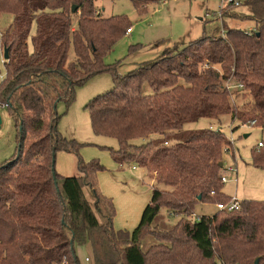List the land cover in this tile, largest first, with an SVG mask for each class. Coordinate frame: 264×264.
Segmentation results:
<instances>
[{"label": "trees", "instance_id": "1", "mask_svg": "<svg viewBox=\"0 0 264 264\" xmlns=\"http://www.w3.org/2000/svg\"><path fill=\"white\" fill-rule=\"evenodd\" d=\"M95 1L0 0V15H13L1 33L9 59L0 104L14 117L18 140L13 159L0 164V264H60L64 259L82 264L78 249L88 245L95 264H120V252L126 264H149L141 239L162 207L190 214L216 195L223 203L232 197L222 190L221 171L222 155L233 140L222 129L185 130L186 124L230 114L240 124L264 125V0L245 4L255 29L228 27L224 35H203L125 76L117 73L116 64H105L104 57L131 26L124 16L97 12ZM133 2L145 11L142 0ZM74 15L79 16L77 25ZM102 73H112L116 84L86 106L93 131L117 141L118 148H103L120 168L133 164L146 169L156 182L132 232L113 227L114 202L101 192L97 179L105 166L85 161L80 151L87 143L68 139L58 129V102L69 107L76 88ZM229 80L250 93L241 109L231 103ZM262 142L252 150V162L264 169ZM59 151L77 156L80 175L57 172ZM170 233L162 239L177 244L184 237L198 261L264 264V200L244 199L240 210L201 215L178 223ZM171 254L184 257L179 248L155 253L162 262Z\"/></svg>", "mask_w": 264, "mask_h": 264}, {"label": "rangeland", "instance_id": "2", "mask_svg": "<svg viewBox=\"0 0 264 264\" xmlns=\"http://www.w3.org/2000/svg\"><path fill=\"white\" fill-rule=\"evenodd\" d=\"M142 1L143 8L146 7L145 11H139L133 0L95 1L97 12L105 17L124 16L129 21L128 26L132 28L130 33H125L116 41L113 48L104 57L105 64H116V71L120 76H125L145 62H153L165 57L172 51L181 50L185 45L203 35L219 36L223 29L228 27L253 30L257 26L255 20L246 16L250 12L249 6L246 5L231 12L232 15L234 12L236 13L233 16L231 14H228L230 15L228 16L226 15L227 9H223L218 0ZM221 9H223L222 14H225L223 18L218 17ZM78 19L79 16L74 15V25H77ZM12 21V14L0 15V83L7 74L1 33L9 27ZM70 59H75L73 49L70 51ZM115 84L112 73H102L94 75L84 85L78 86L75 100L69 107L63 100L57 104V112L61 116L58 129L68 139L87 143L80 151L85 161H98L105 166V170L98 173L97 179L101 192L112 198L114 202L116 214L113 219V227L115 230L132 232L139 225L142 217V213L139 218L137 217L139 208L143 201L144 204L142 205L145 206L150 201L153 186L156 185V182L152 173L146 169H144V174H141L142 176H138L140 172L133 170V164L119 168L112 157L111 151L108 148H103V146L118 148L117 141L94 133L90 112L86 108L92 99L113 90ZM231 84V87H233L230 95L231 103L236 109H241L249 101L250 93L248 91L242 93V90L235 89L233 86L236 84L235 82ZM146 89L150 91L148 85ZM0 112L3 118L0 129L1 164L13 159L18 140L14 117L2 105H0ZM206 127H212L215 130L222 129L226 136L233 140L230 151H225L222 159L225 166L230 165L237 168V175L224 184L220 182V185L223 184V192L227 196L237 197L241 200H264V169L254 166L252 162V150L258 142L264 140V125L240 124L238 120L233 121L231 115L227 114L218 121L216 119L201 118L198 121L186 124L184 129ZM246 134H248L247 137ZM144 141V139L134 140L138 144ZM75 160L74 153L60 151L59 160L56 156L57 172L59 173L57 168H61L62 165L67 168H74ZM67 168L63 171L70 172ZM221 174H225V168L221 171ZM85 190L89 201L93 203L91 190L88 187ZM212 199L210 201L207 199L204 202L197 201L199 203L195 211L190 214L172 212L168 207L161 208L153 224L144 230L141 239L142 249L149 256V264H189V259L192 260V264H214V260L200 259L198 261L193 244L190 242L185 243L184 237L181 238L183 242L177 244L174 241H167L168 239L164 241L162 239L166 231L170 233L178 223L193 222L201 215L212 216L219 212L216 204L224 199H219L217 195ZM95 213L102 223L105 222L103 214L98 210H95ZM177 248L184 252V257L179 254H171L164 256L166 261L162 262L155 255L156 252H173ZM79 253L82 264H95L90 245L80 247ZM120 253V264H126Z\"/></svg>", "mask_w": 264, "mask_h": 264}, {"label": "built area", "instance_id": "3", "mask_svg": "<svg viewBox=\"0 0 264 264\" xmlns=\"http://www.w3.org/2000/svg\"><path fill=\"white\" fill-rule=\"evenodd\" d=\"M218 1L220 3V6L223 7V9H227L226 15L231 14V12L235 11V9H237V8L243 7L247 2V0H218ZM223 9H221L220 12L218 13V17H221V18L224 17L225 14H222ZM228 16H230V15H228ZM131 31H132V28H129L127 30V33H130ZM225 31L226 30L224 28L221 35H224ZM4 60H6V59H4ZM0 75H1V73H0ZM232 82L233 81H231V80L226 82V88L230 92L233 88V87H231ZM233 86L235 87V89H240V90L243 89L242 84H235ZM2 106L6 107V105H2ZM258 145L262 146L263 142L262 141L258 142ZM229 151L230 150H226V152H229ZM224 168H225V174L222 175V181L225 183V182L229 181L230 178L237 175V168L235 166H230V165H226V166L224 165ZM216 206H217L218 210H221V211H227V212L237 211V210H240L242 207V200L237 198V197H231L228 202L217 203ZM60 264H68V262L66 259H64Z\"/></svg>", "mask_w": 264, "mask_h": 264}, {"label": "crops", "instance_id": "4", "mask_svg": "<svg viewBox=\"0 0 264 264\" xmlns=\"http://www.w3.org/2000/svg\"><path fill=\"white\" fill-rule=\"evenodd\" d=\"M255 29V28H254ZM64 152V151H63ZM71 154V153H70ZM59 155H60V151L57 153V156H58V160H59ZM75 157H76V160H75V167L73 168V167H69V168H67V167H65V166H63L62 165V169L61 168H57L58 169V171H59V173L60 174H62V175H64V176H78V175H80V171H79V169H78V159H77V156L75 155ZM117 164V163H116ZM118 165V164H117ZM119 166V165H118ZM57 167H58V163H57ZM67 168V170H70V172H64L63 170H65V168ZM120 168V167H119ZM121 169V168H120ZM133 170H136V171H139L140 173L138 174V176H142L143 174H144V169L143 168H140V167H138V166H135V167H133ZM100 173V172H99ZM142 174V175H141ZM242 200H244V199H242ZM149 203V202H148ZM147 203V204H148ZM142 204H144V201H143V203ZM141 204V206H140V208H139V214H138V218L141 216V213L143 212V210H144V206L145 205H142ZM146 204V205H147ZM141 208H143L142 209V211L140 212V210H141ZM78 252H79V249H78ZM79 255H80V253H79Z\"/></svg>", "mask_w": 264, "mask_h": 264}, {"label": "water", "instance_id": "5", "mask_svg": "<svg viewBox=\"0 0 264 264\" xmlns=\"http://www.w3.org/2000/svg\"><path fill=\"white\" fill-rule=\"evenodd\" d=\"M76 6H74L73 10L75 11L76 10ZM4 58L6 60L9 59V48L8 47H5L4 48ZM2 124H3V118H2V115H1V112H0V129L2 127ZM20 129L22 130V124L20 125ZM246 137L248 136V134L245 135ZM20 149H21V145H19V148H18V153L20 152ZM223 163H220V166H222ZM55 175V174H54Z\"/></svg>", "mask_w": 264, "mask_h": 264}]
</instances>
